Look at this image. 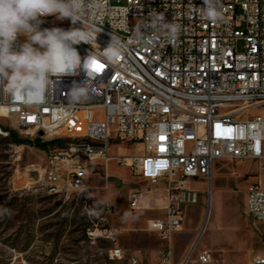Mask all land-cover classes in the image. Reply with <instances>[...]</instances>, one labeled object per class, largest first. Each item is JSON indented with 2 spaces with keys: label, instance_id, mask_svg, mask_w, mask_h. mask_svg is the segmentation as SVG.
Instances as JSON below:
<instances>
[{
  "label": "built area",
  "instance_id": "1",
  "mask_svg": "<svg viewBox=\"0 0 264 264\" xmlns=\"http://www.w3.org/2000/svg\"><path fill=\"white\" fill-rule=\"evenodd\" d=\"M202 4L107 0L102 13H82L93 38L78 46L82 57H90L81 71L54 84L40 104L28 106L0 93V136L16 131L48 143L41 176L52 191L86 189L91 166L112 160L151 183L164 182L165 214L149 220L148 229L168 242V264L171 237L183 228V207L198 202L194 179L210 180L218 160H250L264 173V113L251 112L264 109V0H220L218 22L203 17ZM157 14L178 26L174 41L151 24ZM42 19V28L72 26L68 19ZM138 30L142 39L136 38ZM114 41L122 54L111 63L105 53ZM78 82L88 85L89 99L72 106L66 97ZM123 145L132 152L111 153ZM145 194L142 189L131 194L132 209ZM247 211L264 223L260 179L248 187ZM110 257L123 258L124 250L115 246ZM199 262L214 259L203 251ZM130 264L140 260L131 256ZM251 264H264V255Z\"/></svg>",
  "mask_w": 264,
  "mask_h": 264
},
{
  "label": "rangeland",
  "instance_id": "2",
  "mask_svg": "<svg viewBox=\"0 0 264 264\" xmlns=\"http://www.w3.org/2000/svg\"><path fill=\"white\" fill-rule=\"evenodd\" d=\"M131 152L127 145L111 149ZM45 160L43 149L0 136V210H9L0 215V264H130L131 256L140 264H168V242L148 229V219L164 209V193L153 192L164 188L163 181L151 183L112 160L91 166L86 189L54 192L41 176ZM259 177L264 186L253 161L218 160L210 180L194 179L198 202L183 207V229L170 241L171 264H202L203 251L214 264H251L264 255V223L254 221L246 205L248 187ZM136 189L146 194L135 210L130 197ZM115 246L123 258L110 257Z\"/></svg>",
  "mask_w": 264,
  "mask_h": 264
},
{
  "label": "clouds",
  "instance_id": "3",
  "mask_svg": "<svg viewBox=\"0 0 264 264\" xmlns=\"http://www.w3.org/2000/svg\"><path fill=\"white\" fill-rule=\"evenodd\" d=\"M106 3L107 0H0V93L7 91L10 97L28 106L40 104L48 98L54 84L81 71L90 57H82L78 46L93 38L82 22V13L89 9L102 13ZM201 10L208 21L223 20L220 0H203ZM48 16L68 19L72 26L42 28V18ZM77 22L82 27H76ZM151 24L163 30L169 41L178 36V26L159 14ZM136 38L142 39L139 30ZM121 54V45L115 41L105 53L111 63ZM88 99V85L79 82L66 97L72 106ZM8 211L2 209L0 215Z\"/></svg>",
  "mask_w": 264,
  "mask_h": 264
},
{
  "label": "trees",
  "instance_id": "4",
  "mask_svg": "<svg viewBox=\"0 0 264 264\" xmlns=\"http://www.w3.org/2000/svg\"><path fill=\"white\" fill-rule=\"evenodd\" d=\"M10 139L13 142L17 143H25L28 142L30 145H33L34 147H39L41 149H44L47 146V142H41L38 138H35L33 140H25V139H20L18 134L14 131H12Z\"/></svg>",
  "mask_w": 264,
  "mask_h": 264
},
{
  "label": "crops",
  "instance_id": "5",
  "mask_svg": "<svg viewBox=\"0 0 264 264\" xmlns=\"http://www.w3.org/2000/svg\"><path fill=\"white\" fill-rule=\"evenodd\" d=\"M113 148V147H112ZM111 148V149H112ZM262 177H259L258 179H261ZM192 183H195L194 181H192ZM191 183V184H192ZM156 191H161V192H163L164 193V204L160 207V209H162V208H164L163 209V212H161L159 215H155V216H152V217H150L149 219H148V221L149 220H151V219H156V218H159V217H161V216H163L164 214H165V209H166V204H167V193H166V191H165V189L163 188V189H158V190H155V191H153V192H156ZM151 192V191H150ZM217 203H218V205L220 206V205H222L221 203V200H220V195L218 194L217 195ZM246 205H247V199H246ZM152 215H154V214H152ZM183 226H184V217H183ZM183 229V228H182ZM205 230V229H204ZM204 232V231H203Z\"/></svg>",
  "mask_w": 264,
  "mask_h": 264
},
{
  "label": "water",
  "instance_id": "6",
  "mask_svg": "<svg viewBox=\"0 0 264 264\" xmlns=\"http://www.w3.org/2000/svg\"><path fill=\"white\" fill-rule=\"evenodd\" d=\"M186 262V261H185ZM185 262H184V264H185Z\"/></svg>",
  "mask_w": 264,
  "mask_h": 264
},
{
  "label": "snow or ice",
  "instance_id": "7",
  "mask_svg": "<svg viewBox=\"0 0 264 264\" xmlns=\"http://www.w3.org/2000/svg\"><path fill=\"white\" fill-rule=\"evenodd\" d=\"M93 63H95V62H93Z\"/></svg>",
  "mask_w": 264,
  "mask_h": 264
}]
</instances>
